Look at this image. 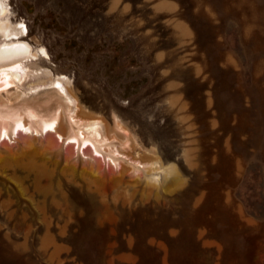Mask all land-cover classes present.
<instances>
[{"label":"rangeland","instance_id":"obj_1","mask_svg":"<svg viewBox=\"0 0 264 264\" xmlns=\"http://www.w3.org/2000/svg\"><path fill=\"white\" fill-rule=\"evenodd\" d=\"M1 1L48 58L0 113L59 111L69 135L71 105L45 88L64 76L108 140L96 155L9 126L0 264H264V0Z\"/></svg>","mask_w":264,"mask_h":264},{"label":"bare ground","instance_id":"obj_2","mask_svg":"<svg viewBox=\"0 0 264 264\" xmlns=\"http://www.w3.org/2000/svg\"><path fill=\"white\" fill-rule=\"evenodd\" d=\"M7 16V6L0 0V36L4 37V40L0 43V91H9L13 87L19 88L15 97V99L18 100L26 95V92L21 90V86L28 81L27 79L31 76H36L39 73H44V70L34 72L29 64L34 63L38 59L48 58V54L43 47L40 48L41 50L39 49L43 53L42 55L40 54V51H34L30 44L23 38L27 35V28L26 31L23 32L22 29L17 28L18 26L13 25L14 27H11L9 22L5 20ZM63 77L64 76H58L51 79V81L45 85V88H51L59 94L63 93L66 101L69 103L68 105H71L70 112H72L69 115V121L76 126L77 129L73 127L76 130L73 129L74 131L72 133L64 136L61 131H59L61 128L59 111H55L50 117L44 116L45 118H41L37 115L34 109L24 105L26 107V112L30 117L29 122H26L22 116L14 115V117L12 114L4 115L0 113V139L9 136V126H12L11 128L14 130L21 129L26 132L34 131L36 133L46 134L52 131L60 140H65L64 138L66 137V141L68 140L69 142L78 145L82 144L84 147H91L92 153L102 155L100 148H103V150L105 149L104 144L108 140V136H104L100 129L101 120L98 118H83L81 114L77 112L78 108L76 100L69 94L65 87ZM11 108L14 111V107ZM37 117L41 119L38 120ZM8 118H11L14 121L13 125H10ZM36 118L37 120L32 122V120ZM30 123H36L37 127L34 126L33 128Z\"/></svg>","mask_w":264,"mask_h":264},{"label":"crops","instance_id":"obj_3","mask_svg":"<svg viewBox=\"0 0 264 264\" xmlns=\"http://www.w3.org/2000/svg\"><path fill=\"white\" fill-rule=\"evenodd\" d=\"M156 8L162 12H175L178 9V4L173 0H159L156 2Z\"/></svg>","mask_w":264,"mask_h":264}]
</instances>
